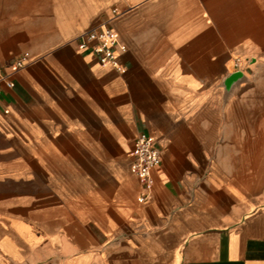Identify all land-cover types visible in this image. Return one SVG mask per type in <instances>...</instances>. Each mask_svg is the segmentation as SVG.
Here are the masks:
<instances>
[{
	"label": "crops",
	"instance_id": "obj_1",
	"mask_svg": "<svg viewBox=\"0 0 264 264\" xmlns=\"http://www.w3.org/2000/svg\"><path fill=\"white\" fill-rule=\"evenodd\" d=\"M7 1L0 264H264V0ZM103 23L119 68L78 45Z\"/></svg>",
	"mask_w": 264,
	"mask_h": 264
},
{
	"label": "built area",
	"instance_id": "obj_2",
	"mask_svg": "<svg viewBox=\"0 0 264 264\" xmlns=\"http://www.w3.org/2000/svg\"><path fill=\"white\" fill-rule=\"evenodd\" d=\"M81 48H91L99 61L111 64L117 68V50L126 51L127 46L120 41L119 34L108 24L103 23L99 27L89 28L81 33L78 41ZM26 56L13 61L12 72L18 71L26 64ZM12 72H7L0 67V94L3 85L9 88L14 86ZM162 163L161 150L156 146L155 139L147 133H140L136 140L131 161V171L138 177L144 186L140 200L149 199V190L153 186V171Z\"/></svg>",
	"mask_w": 264,
	"mask_h": 264
},
{
	"label": "rangeland",
	"instance_id": "obj_3",
	"mask_svg": "<svg viewBox=\"0 0 264 264\" xmlns=\"http://www.w3.org/2000/svg\"><path fill=\"white\" fill-rule=\"evenodd\" d=\"M7 0H0V13L2 12V8L6 6Z\"/></svg>",
	"mask_w": 264,
	"mask_h": 264
}]
</instances>
